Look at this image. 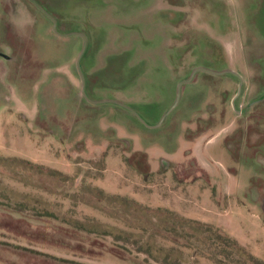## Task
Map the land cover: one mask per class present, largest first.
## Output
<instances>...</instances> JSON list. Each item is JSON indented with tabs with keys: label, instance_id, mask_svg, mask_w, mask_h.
Instances as JSON below:
<instances>
[{
	"label": "rangeland",
	"instance_id": "rangeland-1",
	"mask_svg": "<svg viewBox=\"0 0 264 264\" xmlns=\"http://www.w3.org/2000/svg\"><path fill=\"white\" fill-rule=\"evenodd\" d=\"M20 5L26 22L17 30L9 17ZM51 19L68 36L54 32ZM77 33L86 41L80 70L87 97L132 112L84 98ZM201 67L238 73L245 91L236 96V77L199 73L176 103L178 83ZM262 72L264 0H0L1 186L40 196L50 211L111 234L70 240L51 222L60 243L35 248L56 260L38 264H160L115 241L123 232L177 250L180 264H215L199 241L154 233L142 214L105 196L211 225L264 260V154L244 144L245 134L229 145L245 131L241 111L256 97ZM0 241L28 246L1 231Z\"/></svg>",
	"mask_w": 264,
	"mask_h": 264
},
{
	"label": "trees",
	"instance_id": "trees-1",
	"mask_svg": "<svg viewBox=\"0 0 264 264\" xmlns=\"http://www.w3.org/2000/svg\"><path fill=\"white\" fill-rule=\"evenodd\" d=\"M7 161L12 162L15 166H23V170L32 171L36 173L46 172V175L62 177L68 179L67 175L50 168L36 165L32 162L22 160L19 158H3L2 164ZM43 174V173H42ZM12 180L22 183L25 186L35 188L31 179L13 178ZM2 182L0 181V186ZM0 231L1 236L9 235L14 240L24 241L28 246L18 244H11L0 241V264H23L22 262L7 261L2 258V254H9L18 260L27 259L24 264H38L41 258L55 259L56 257L43 253L36 249L45 245L56 246L60 243L57 241L53 233L49 232L51 222L56 223L52 226L54 231H59L70 240H75L76 236L85 233L87 235H102L110 236L109 232L101 230L102 227L97 222H89L85 224L78 219L66 218L52 212L48 209L47 204L43 202L40 196L30 193L18 192L8 187H0ZM92 191L99 193L104 197V191L93 187ZM51 193V192H49ZM48 193V194H49ZM106 200L118 199L119 202L126 209H132L136 214H142L145 221L151 224L153 232L158 229L163 233L174 237V239H192L199 241L207 246L208 257L215 264H264V260H260L248 253L239 243L232 237L221 232L218 228L211 225L179 217L177 214L166 209H151L144 207L132 199H123L116 196H105ZM139 221H142L139 219ZM43 224L47 226H36ZM57 226V227H56ZM137 229L147 232L144 224L136 225ZM191 230L192 232H189ZM136 237L137 239H133ZM142 236L135 234L122 233L119 236L114 235V240L123 242L126 245H131L136 254L146 256L145 262L148 260L160 264H180V259L175 255L177 250L170 248H155L153 237H148L145 241H140ZM173 240V243H176ZM64 243V242H63ZM62 243V244H63ZM36 247V248H35ZM62 261V260H61Z\"/></svg>",
	"mask_w": 264,
	"mask_h": 264
},
{
	"label": "flooded vegetation",
	"instance_id": "flooded-vegetation-1",
	"mask_svg": "<svg viewBox=\"0 0 264 264\" xmlns=\"http://www.w3.org/2000/svg\"><path fill=\"white\" fill-rule=\"evenodd\" d=\"M32 3L34 4V7H37V3L35 1H32ZM51 21H52V26H53V20L51 19ZM53 31H54V29H53ZM54 32L59 34V32L57 31V22H56V31H54ZM59 35L68 36V35H62V34H59ZM76 35H79L80 37L83 36L81 33H77ZM83 43H84V40H83ZM201 68L207 69L205 67H201ZM196 69H198V68H196ZM196 69H194L193 72ZM207 70H210V69H207ZM210 71H213V70H210ZM227 71H230V70H227ZM193 72L191 73V75L188 79L183 80V81H187V80H190V81L182 85L181 91L186 84L191 83V81L194 78V75L199 74V73H204V74H208V75H212V76L230 75V76L236 77L239 80L238 90H239V88H241L239 93L237 90L236 96H239L241 93L243 94V92L245 91V83L246 82H245L244 78L240 77V75L238 73H236L238 76L234 75L232 73H225L222 75H213V74H209L207 72L198 71V72L194 73V75L192 77ZM213 72H217V71H213ZM221 72H225V71H221ZM231 72H233V71H231ZM258 80H259V85H258L256 97L251 99V100H248L246 105H245V108L241 111V114L243 115L242 118L244 119V122L246 123L245 131L234 133L233 136L231 137V142L229 143V145L231 147L235 148V145H238V143H239L237 141L241 140L243 138V135L245 134L247 141L244 144L245 145L248 144L247 146L248 147L251 146V148L255 147L257 156L260 154H264V72H262L258 75ZM183 81H181V82H183ZM181 82H179L178 85ZM178 85H177V87H178ZM181 91H180V94H181ZM179 100H180V97H179ZM253 123L255 125H253ZM252 129H256V130L254 131Z\"/></svg>",
	"mask_w": 264,
	"mask_h": 264
},
{
	"label": "water",
	"instance_id": "water-1",
	"mask_svg": "<svg viewBox=\"0 0 264 264\" xmlns=\"http://www.w3.org/2000/svg\"><path fill=\"white\" fill-rule=\"evenodd\" d=\"M52 20H53V29H54V31H56V21H55L54 19H52ZM81 36H82V35H81ZM82 37H83L84 43H83L82 49H81L80 54H79L78 59H77V67H78V70H79V73H80V76H81V80H82V95H83V96L86 98V100H87L89 103H91V104H106V103H112V104H115V105H117V106H119V107L125 108V109H127L128 111L132 112V111H131L126 105L121 104V103L116 102V101H92V100L88 99V97H87V95H86V92H85V82H84V77H83V74H82V72H81V70H80V59H81V57H82V55L84 54V51H85V49H86V41H85L84 36H82ZM198 71L207 72V73H209V74H213V75H222V74H225V73H232V74H234V75H237L236 73L231 72V71H225V72H213V71H210V70H207V69H204V68H198V69H196V70L193 72L192 77H193L194 73H196V72H198ZM237 76H238V75H237ZM192 77H191V78H192ZM191 78H190V79H191ZM189 81H190V80L183 81V82H181V83L178 85V87H177V95H176V103H177L178 100H179V97H180V91H181V87H182V85L185 84V83H187V82H189ZM240 89H241V88H239L238 93L240 92Z\"/></svg>",
	"mask_w": 264,
	"mask_h": 264
},
{
	"label": "clouds",
	"instance_id": "clouds-1",
	"mask_svg": "<svg viewBox=\"0 0 264 264\" xmlns=\"http://www.w3.org/2000/svg\"><path fill=\"white\" fill-rule=\"evenodd\" d=\"M25 13H26V9H24L23 6L20 5L15 10V14L9 17V23H11L13 27L16 28L17 30L22 29L23 25L26 22Z\"/></svg>",
	"mask_w": 264,
	"mask_h": 264
}]
</instances>
